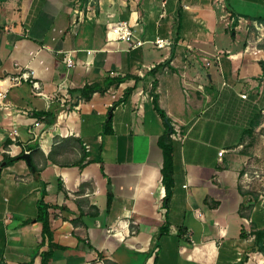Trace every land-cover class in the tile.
<instances>
[{
  "label": "crops",
  "instance_id": "crops-1",
  "mask_svg": "<svg viewBox=\"0 0 264 264\" xmlns=\"http://www.w3.org/2000/svg\"><path fill=\"white\" fill-rule=\"evenodd\" d=\"M122 20L132 38L108 40ZM19 68L0 264H264V190L244 178L264 153V0H0V77Z\"/></svg>",
  "mask_w": 264,
  "mask_h": 264
},
{
  "label": "built area",
  "instance_id": "built-area-1",
  "mask_svg": "<svg viewBox=\"0 0 264 264\" xmlns=\"http://www.w3.org/2000/svg\"><path fill=\"white\" fill-rule=\"evenodd\" d=\"M106 35L108 40H118V39H123V40H128L131 39L133 36V31L129 25V22L127 20H122L117 23H111L108 25ZM143 40H138L134 44V46L141 45L143 44ZM154 43L158 47H164L170 44V40L164 37L157 36L154 39ZM91 50H88L90 52ZM66 62L69 66H72L74 64V61L71 57V54L68 52L66 54ZM33 71H28L27 69L19 68V70L15 73L6 75L4 77H0V109L6 110L5 114H9V105L6 101V96L9 91V89L13 86L21 84L24 80H29L31 78V74ZM32 86L36 90L37 94H40L44 97H49L45 92L40 90V83L38 80H32ZM60 90H63V97L62 101H65L67 98H69V94L67 93V90L65 86H60ZM65 90V91H64ZM242 96H245L243 94ZM37 124H39L37 122ZM15 135L18 133L17 130H15ZM85 148L88 150L89 149V144H85ZM224 153V149H221L218 151V155L222 156ZM244 178H245V183L248 185L250 184V180L252 178V175H250L248 170L244 171ZM261 199L264 200V195L261 194Z\"/></svg>",
  "mask_w": 264,
  "mask_h": 264
},
{
  "label": "trees",
  "instance_id": "trees-1",
  "mask_svg": "<svg viewBox=\"0 0 264 264\" xmlns=\"http://www.w3.org/2000/svg\"><path fill=\"white\" fill-rule=\"evenodd\" d=\"M87 1V0H84ZM172 129H168L159 139L160 146L163 149L164 153V163L161 170V182L165 187L166 194L163 198V202L166 203L169 200L171 195V187H172V172H173V141L170 136ZM12 158L11 160H13ZM47 204L44 203L43 199L41 198L39 201V210H40V217L43 220L44 224V231L49 232L48 226V219H47ZM262 236L264 237V230L261 231ZM261 237V238H263Z\"/></svg>",
  "mask_w": 264,
  "mask_h": 264
},
{
  "label": "rangeland",
  "instance_id": "rangeland-1",
  "mask_svg": "<svg viewBox=\"0 0 264 264\" xmlns=\"http://www.w3.org/2000/svg\"><path fill=\"white\" fill-rule=\"evenodd\" d=\"M259 145L263 146V142L261 141ZM258 157L259 158H253L247 166V170L250 175H252L250 183L253 187H258L259 189L264 190V153Z\"/></svg>",
  "mask_w": 264,
  "mask_h": 264
},
{
  "label": "water",
  "instance_id": "water-1",
  "mask_svg": "<svg viewBox=\"0 0 264 264\" xmlns=\"http://www.w3.org/2000/svg\"><path fill=\"white\" fill-rule=\"evenodd\" d=\"M22 157H23V158H26V159L29 160V155H28V153H26V152L22 154Z\"/></svg>",
  "mask_w": 264,
  "mask_h": 264
}]
</instances>
